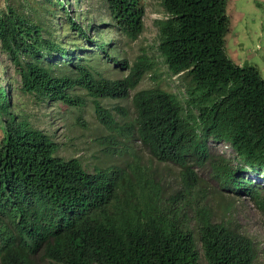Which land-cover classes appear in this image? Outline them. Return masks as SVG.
I'll return each mask as SVG.
<instances>
[{
    "label": "trees",
    "instance_id": "obj_1",
    "mask_svg": "<svg viewBox=\"0 0 264 264\" xmlns=\"http://www.w3.org/2000/svg\"><path fill=\"white\" fill-rule=\"evenodd\" d=\"M69 1L3 0L0 52L28 102L77 108L84 100L71 91L84 90L106 132L97 141L106 153L123 146L130 159L88 172L78 158L58 156L28 114L11 110L17 105L0 82V264H197V246L206 264H255L252 240L211 218L199 185L198 170L207 167L219 190L247 198L264 224V187L242 174L264 168V80L226 53L227 0H160L155 50L181 94L134 90L152 69L145 52L130 63L112 58L124 70L114 79L96 75L74 52L87 50L82 41L104 52V25L125 42L137 39L141 0H101L103 26L89 20L90 11L69 15ZM128 96L131 118L98 101ZM130 141L175 168L173 190L140 163ZM208 141L228 145L236 164L210 153Z\"/></svg>",
    "mask_w": 264,
    "mask_h": 264
},
{
    "label": "rangeland",
    "instance_id": "obj_2",
    "mask_svg": "<svg viewBox=\"0 0 264 264\" xmlns=\"http://www.w3.org/2000/svg\"><path fill=\"white\" fill-rule=\"evenodd\" d=\"M72 1L70 0L69 5L66 6L69 15H80L84 11H90L89 20L93 23L99 21L103 26L108 22L101 0H77L73 2L74 6ZM141 1L144 9L143 30L137 39L125 42L111 28L104 25L99 34L100 39L107 43L104 52L84 41L78 44L87 50L83 54L82 51L74 50V52L83 57L84 62L96 75L109 79L118 78L124 74V70L117 67L111 60L112 58L118 61L126 60L130 63L141 52H145L152 62V69L144 74L134 90L158 86L167 91L180 93L182 90L177 77L167 73L165 65L155 50L154 20L163 16L160 0ZM2 4L3 0H0V7ZM226 14L228 16V31L225 35L227 55L231 59H238L243 65L253 66L264 80V0H227ZM77 21L79 24L85 23L82 16L80 18L78 16ZM0 82L8 85L9 101L17 105L11 110H20L28 114L31 125L46 132L57 144L56 154L58 156L78 158L87 171H92L94 167L102 168L111 164H123L124 161L130 159L127 150L122 151L123 146L115 147L120 153H106L103 144L97 141L98 137L105 135L106 132L95 119L92 99L86 95L84 90L76 87L71 91L80 95L84 100V104L77 108L60 102L38 104L28 102L19 95L17 76L1 52ZM132 92L133 90L129 92V95ZM98 101L113 113L115 107H124L127 110V116L132 117L130 96L121 99L99 98ZM130 144L136 150L135 153L140 163L149 165L162 188L170 191L177 183L175 168L168 164L155 162L148 156L146 150L139 146L138 142L130 141ZM208 147L210 153L219 154L231 160L232 165L236 164L232 149L225 143L208 141ZM198 174L200 176L199 185L205 187L207 192L205 201L212 208V219L224 221L232 227L235 226L247 235L257 252L255 264H264L263 218L247 198L221 192L216 182L210 178L207 167L199 169ZM242 174L264 187V168L259 170L258 174L248 169ZM197 251L199 255L197 264H206L199 246H197Z\"/></svg>",
    "mask_w": 264,
    "mask_h": 264
},
{
    "label": "clouds",
    "instance_id": "obj_3",
    "mask_svg": "<svg viewBox=\"0 0 264 264\" xmlns=\"http://www.w3.org/2000/svg\"><path fill=\"white\" fill-rule=\"evenodd\" d=\"M75 158H76V157H75ZM79 161H80V160H79ZM126 161H127V160H126ZM126 161H124L123 164H114V165H120V166H123V165H125ZM81 165H82V164H81ZM111 165H113V164H111ZM107 166H109V165H107ZM105 167H106V166H105ZM84 169H85V168H84ZM85 170H86V169H85ZM92 170H93V169H92ZM86 171H87V170H86ZM88 172H91V171H88ZM176 184H177V183H176ZM174 187H175V186H174ZM174 187H173V188H174ZM173 188H172L171 190H173ZM171 190H170V191H171ZM167 192H168V191H167ZM210 207H211V206H210ZM211 210H212V208H211ZM211 215H212V213H211ZM211 218H212V217H211Z\"/></svg>",
    "mask_w": 264,
    "mask_h": 264
},
{
    "label": "crops",
    "instance_id": "obj_4",
    "mask_svg": "<svg viewBox=\"0 0 264 264\" xmlns=\"http://www.w3.org/2000/svg\"><path fill=\"white\" fill-rule=\"evenodd\" d=\"M232 60H233L235 63H237L238 65H241V62H240L238 59H236V58L234 59V58H233Z\"/></svg>",
    "mask_w": 264,
    "mask_h": 264
}]
</instances>
